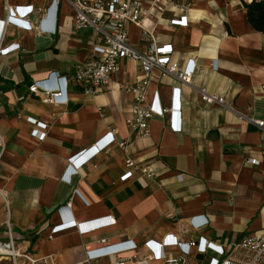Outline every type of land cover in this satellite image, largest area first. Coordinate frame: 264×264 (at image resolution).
Masks as SVG:
<instances>
[{
  "label": "crops",
  "instance_id": "obj_1",
  "mask_svg": "<svg viewBox=\"0 0 264 264\" xmlns=\"http://www.w3.org/2000/svg\"><path fill=\"white\" fill-rule=\"evenodd\" d=\"M246 2L192 0L185 11L167 0H143L160 43L172 44L180 65L193 59L197 69L193 85L155 72L147 89L148 103L159 92L160 104L170 107L173 88H181L182 131L171 128L166 113L153 116L150 134L136 136L126 124L133 98L122 84L139 82L140 64L123 59L105 88L85 96L72 77L92 56L98 36L91 29H74L66 0L59 3L56 17L54 6L47 10L51 0H8L9 6L34 5L29 20L34 26L45 21L48 32L14 24L5 29L4 45L17 43L19 49L0 55V241L8 238L9 221L22 251L55 254L58 264H85L86 252L101 246L103 238L109 243L131 239L144 252L147 240L168 233L180 240L205 236L223 245L263 233L264 129L250 118L264 119V32L248 21ZM8 14L0 0V21ZM128 30L132 43L141 46L139 29L129 25ZM54 72L67 76L66 104L45 103L29 90L49 77L50 85L59 83ZM200 87L224 96L242 115L205 103ZM34 129L44 131L45 138L33 135ZM110 130L130 142L126 152L113 144L80 166L70 164L71 157ZM127 153L151 166L155 177L136 172L123 180ZM69 165L75 171L67 181L63 176ZM66 205L71 219L82 225L66 226L60 210ZM195 216L208 221L184 232ZM57 225L61 229L50 238ZM210 254L199 257L207 261ZM110 261L106 257L90 264Z\"/></svg>",
  "mask_w": 264,
  "mask_h": 264
},
{
  "label": "built area",
  "instance_id": "obj_2",
  "mask_svg": "<svg viewBox=\"0 0 264 264\" xmlns=\"http://www.w3.org/2000/svg\"><path fill=\"white\" fill-rule=\"evenodd\" d=\"M8 6L9 14L6 19L0 21V55L8 54L19 49L17 43L4 45L6 27L14 24L27 30L37 29L40 32H48L44 22L34 26L29 17L37 10L34 5L9 6L8 0H4ZM47 1V0H45ZM73 10V27L76 30L91 29L97 36L99 43L93 47L92 56L79 64L73 73V82L85 96L96 94L105 88L111 81L112 75L118 70L123 59H130L140 64L142 77L135 84H122V88L132 95V106L126 124L130 133L148 135L151 132V120L155 115L170 113V126L174 131L183 129L179 112L181 108V88H173V103L170 107H163L159 102L157 92L150 103L146 100L147 89L151 84L155 72L168 74L177 78L184 84L193 85V78L197 69L195 60L190 59L185 66L173 57L174 47L172 44H161L155 27L149 22L151 8L143 4V0H66ZM157 0H155L156 2ZM169 5L187 11L192 0H167ZM252 1V0H249ZM61 0H51L49 7L54 6L55 17ZM40 10V9H39ZM136 26L141 34L142 45L132 43L128 26ZM57 30L56 18L52 28ZM59 83L50 85L49 78L36 81L29 88L30 92L41 94L45 103H68L67 76H61L59 72L51 74ZM61 82V84H60ZM264 90V84L262 86ZM200 98L208 104H219L239 114L231 104L226 102L224 96L210 92L206 87L198 88ZM101 109V108H100ZM102 111V110H101ZM103 113V112H102ZM242 115V114H241ZM30 122L47 128V123L36 122L34 118H28ZM250 121L264 129V119L250 118ZM33 135L44 139L46 133L34 129ZM0 141L4 145L3 136ZM117 145L125 152L130 145L127 139H117L114 130L108 131L88 150H82L69 159L70 164H81L90 161L101 151H107L112 145ZM251 164H259L260 160L248 158ZM125 172L123 180H127L139 172L141 176L154 178L155 170L149 165H143L128 153L124 159ZM75 167L69 165L63 176L69 181ZM182 179V175H180ZM0 194L4 196L0 190ZM8 204V202L6 201ZM66 226L82 225L71 219L68 205L60 208ZM93 222L96 220H92ZM91 221V222H92ZM111 222V220H109ZM113 221H115L113 219ZM208 220H204L207 222ZM197 221V216L188 219L183 226L186 232L189 228L199 229L206 223ZM63 223V224H64ZM87 223V222H85ZM90 226V225H86ZM8 238L0 241V264H58L55 254L36 255L29 251H22L17 247L11 224L8 221ZM61 229L60 225L52 228L50 238ZM102 245L86 252L85 264L100 258H110V264H264V232L247 235L238 242L223 245L210 241L205 236L197 240H180L173 233H168L161 240L149 239L144 244V252L139 251V246L133 240H124L117 243H109L108 238L99 241ZM194 248L196 252H194ZM176 249L175 251H171ZM207 261L199 256H206ZM128 253L127 255H125ZM130 253V254H129Z\"/></svg>",
  "mask_w": 264,
  "mask_h": 264
},
{
  "label": "trees",
  "instance_id": "obj_3",
  "mask_svg": "<svg viewBox=\"0 0 264 264\" xmlns=\"http://www.w3.org/2000/svg\"><path fill=\"white\" fill-rule=\"evenodd\" d=\"M247 17L253 28L259 32H264V0H252L245 3ZM8 87H2L6 89Z\"/></svg>",
  "mask_w": 264,
  "mask_h": 264
}]
</instances>
